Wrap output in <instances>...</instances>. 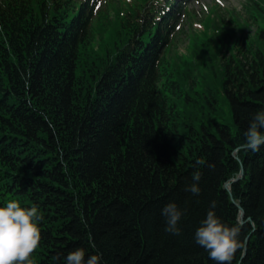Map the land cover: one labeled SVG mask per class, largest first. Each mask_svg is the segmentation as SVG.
<instances>
[{"label":"trees","instance_id":"trees-1","mask_svg":"<svg viewBox=\"0 0 264 264\" xmlns=\"http://www.w3.org/2000/svg\"><path fill=\"white\" fill-rule=\"evenodd\" d=\"M242 7L213 3L206 35L173 54L180 0H0V207L38 206L32 264L77 249L99 264H216L194 239L209 210L239 226L230 264H264V145L243 146L264 111V0Z\"/></svg>","mask_w":264,"mask_h":264},{"label":"clouds","instance_id":"clouds-1","mask_svg":"<svg viewBox=\"0 0 264 264\" xmlns=\"http://www.w3.org/2000/svg\"><path fill=\"white\" fill-rule=\"evenodd\" d=\"M260 129H264V111L254 115L249 128L244 133L243 146L246 149L255 152L264 145V134ZM199 179L200 174H194L193 180L198 182ZM185 190L193 195H198L200 192L197 183H193ZM162 215L166 217L165 231L179 235L180 229L177 225L182 212L176 204L165 205ZM41 219L38 206L24 208L19 202L12 200L6 206L0 207V264H32L30 257L41 239L37 226V222ZM239 232V226L224 225L214 211L209 210L201 226L196 229L194 239L208 252L209 258L216 261V264H230L236 251L244 247L238 240ZM84 255L83 249L69 252L66 257L67 264H99V255L90 256L86 262Z\"/></svg>","mask_w":264,"mask_h":264},{"label":"rangeland","instance_id":"rangeland-1","mask_svg":"<svg viewBox=\"0 0 264 264\" xmlns=\"http://www.w3.org/2000/svg\"><path fill=\"white\" fill-rule=\"evenodd\" d=\"M119 1L122 0H108V5L116 6ZM180 3L183 8L179 13L178 19L174 22V30L169 50L173 54L184 53L193 34L200 36L206 35L207 23L204 21V17L213 3L218 4L223 9L226 8L231 11L243 13L242 5L244 0H180ZM234 17L238 18V15L234 14ZM250 29L254 30L255 26H251ZM246 33L248 34L249 32Z\"/></svg>","mask_w":264,"mask_h":264},{"label":"water","instance_id":"water-1","mask_svg":"<svg viewBox=\"0 0 264 264\" xmlns=\"http://www.w3.org/2000/svg\"><path fill=\"white\" fill-rule=\"evenodd\" d=\"M235 157H236V156H235ZM236 158H237V157H236ZM242 176H243V167L241 166L239 174H238L236 177L231 178L229 181H227V182L224 183V187H225L226 190H228L229 194H231V193H230V184H231L232 182L238 180V179L241 178ZM234 203L236 204V206H237L238 209H239V222H240V223H244V220H243V216H244V214H243V209H242V207H241L238 203H236V202H234ZM247 220H250V219L247 218Z\"/></svg>","mask_w":264,"mask_h":264}]
</instances>
